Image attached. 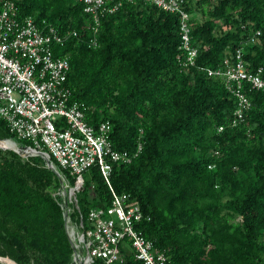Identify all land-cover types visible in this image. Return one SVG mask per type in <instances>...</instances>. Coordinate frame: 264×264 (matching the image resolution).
<instances>
[{
	"label": "trees",
	"instance_id": "16d2710c",
	"mask_svg": "<svg viewBox=\"0 0 264 264\" xmlns=\"http://www.w3.org/2000/svg\"><path fill=\"white\" fill-rule=\"evenodd\" d=\"M14 2L20 17L70 31L53 45L69 62L70 100L88 123L107 120L112 147L128 151L129 161L113 164L110 185L137 201V228L166 264H264V89L245 83L250 106L232 124L235 97L221 75L204 70L241 47L246 68L264 76V0H184L196 47L187 66L178 14L152 3L124 1L95 25L79 0ZM0 137L30 144L2 118ZM83 180L76 198L86 227L89 208L107 205L111 191L97 166ZM58 187L40 156L0 147V256L74 264ZM120 250L113 264H142ZM91 264L106 263L94 256Z\"/></svg>",
	"mask_w": 264,
	"mask_h": 264
},
{
	"label": "built area",
	"instance_id": "2783aa9c",
	"mask_svg": "<svg viewBox=\"0 0 264 264\" xmlns=\"http://www.w3.org/2000/svg\"><path fill=\"white\" fill-rule=\"evenodd\" d=\"M79 1L96 25L105 11H114L124 1L134 0ZM143 1L178 14L179 48L184 53L181 61L183 66L192 64L196 47L190 43V14L182 5L184 0ZM69 33L41 25L30 15L20 17L14 0H0V118L18 138L30 142L27 146L52 155L57 161L65 191L58 187L55 194L59 204L67 200V225L75 232L74 238L69 233L76 249L71 258L74 264H91L94 256L104 259L106 264L121 262V245L129 248L142 264H166V255L137 228L143 215L137 201L126 192H115L110 185L113 164L129 161L128 151L112 147L107 120L96 125L88 123L82 106L70 100L66 83L68 59L53 50V45L62 43ZM71 33L75 35L76 31ZM90 43L95 45L96 40L91 38ZM204 70L207 75H221L235 97L232 124L239 122L250 106L245 83L264 89L262 68L248 70L241 47L225 55L221 67ZM93 165L108 184L111 200L107 205L89 208L85 227L76 192L83 185V172ZM74 208L79 212L76 221L70 219Z\"/></svg>",
	"mask_w": 264,
	"mask_h": 264
},
{
	"label": "water",
	"instance_id": "95a60500",
	"mask_svg": "<svg viewBox=\"0 0 264 264\" xmlns=\"http://www.w3.org/2000/svg\"><path fill=\"white\" fill-rule=\"evenodd\" d=\"M6 139H12V138H9V137L1 138L0 137V141H4ZM19 146H20L19 149H15V148H12V147H6V148L12 149L13 151L17 152L22 157H27V156H30V155H38V156H40L45 161V165L48 168H50L56 174V176L58 178V181H59V188H61L63 191H65V188L63 187V182H62V179H61L60 172L58 171L56 165L54 164V162L51 160V158L48 156V154L46 152L40 151V150H36V149H34L32 147H29L27 145L19 144ZM60 207H61V210H62V216H63V219H64V225H65V229H66V232H67V236H68L69 241H70L71 246H72V253H74L76 249H75L74 244L72 243V240H71L69 232H68V225H67V221H68V206H67V200L66 199L61 201Z\"/></svg>",
	"mask_w": 264,
	"mask_h": 264
},
{
	"label": "bare ground",
	"instance_id": "6f19581e",
	"mask_svg": "<svg viewBox=\"0 0 264 264\" xmlns=\"http://www.w3.org/2000/svg\"><path fill=\"white\" fill-rule=\"evenodd\" d=\"M0 146H3V147H12V148H15V149H19L20 148L19 144L16 143L12 139H6L4 141H0ZM68 230H69V233H70L71 237L74 238L75 237L74 228L69 225L68 226ZM2 260L3 261H6L9 264H15L12 261H10L9 259L2 258Z\"/></svg>",
	"mask_w": 264,
	"mask_h": 264
},
{
	"label": "rangeland",
	"instance_id": "374dc122",
	"mask_svg": "<svg viewBox=\"0 0 264 264\" xmlns=\"http://www.w3.org/2000/svg\"><path fill=\"white\" fill-rule=\"evenodd\" d=\"M0 147H3V146H0ZM84 178L86 179V175H84ZM74 221V220H73ZM85 224L88 225V222L87 220L85 221ZM69 226V225H68ZM69 232V230H68ZM2 258H5V259H9L10 261H12L13 263L17 264L14 260L10 259L9 257L7 256H0V264H9L7 263L6 261H3Z\"/></svg>",
	"mask_w": 264,
	"mask_h": 264
}]
</instances>
